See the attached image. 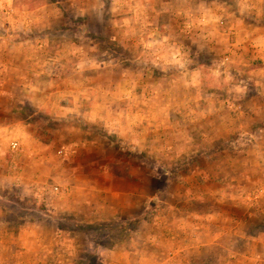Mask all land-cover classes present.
Masks as SVG:
<instances>
[{"label":"clouds","instance_id":"1","mask_svg":"<svg viewBox=\"0 0 264 264\" xmlns=\"http://www.w3.org/2000/svg\"><path fill=\"white\" fill-rule=\"evenodd\" d=\"M236 3L227 11L215 0L195 7L193 0H0V264H48L60 255L52 230L67 226L89 191L76 182L79 173L56 183L75 167L61 147L69 139L124 144L126 154L146 160L150 186L163 173L174 192H204L199 205L215 201L213 212L264 205V81L253 79L257 69L236 46L208 64L191 58L192 44L227 35L225 14L264 15V0ZM164 13L171 26L157 22ZM257 37L264 28L250 31L249 44ZM195 221L203 226L207 217ZM178 227L149 224L144 234L193 245L198 230ZM224 229L198 246L215 245L225 260L264 252L261 233L239 250L227 242L234 222ZM101 255L144 258L134 245ZM231 264L249 262L237 254Z\"/></svg>","mask_w":264,"mask_h":264},{"label":"rangeland","instance_id":"2","mask_svg":"<svg viewBox=\"0 0 264 264\" xmlns=\"http://www.w3.org/2000/svg\"><path fill=\"white\" fill-rule=\"evenodd\" d=\"M195 5L193 4V7ZM15 15L13 13L14 18ZM235 18L226 21L222 19L221 30L224 31L226 24L231 26L237 23L238 26L239 22ZM241 21V28L249 24L245 20ZM157 22L161 25L168 22L171 26L173 18L170 13H164ZM241 39L242 41L238 43L237 41ZM245 39L248 40V37H243V34L242 37H238L236 33H230L229 36L227 33L223 38L216 37L211 43L197 41L196 44L191 45V58L196 63H211L213 59L230 54L227 53L230 46L246 44ZM251 48L252 46L244 45V48L241 47L239 50L236 48L235 51L239 59L257 69L253 73V79L264 81V73L259 71L264 59L255 56ZM197 53H199L198 57ZM241 67L244 65L242 64ZM193 79L198 80L199 74L194 73ZM61 147L66 163L75 165L68 168V171L80 174L75 177L78 184L113 189V191L118 188L122 189V192L120 195L114 192L111 198L105 197L104 205L97 201L96 195H92L89 197L92 201L90 205H85L87 212L80 207L81 213L73 210L69 213V217H62L66 219L67 226L60 225L52 230L58 243L55 247L60 255L50 259L48 264H231L237 254L244 256L249 264H264V252L259 249L254 250L255 255H248L246 252L233 253V257L225 260L221 250L215 245L198 246L204 234L214 239L220 231L225 230L226 224L234 222L235 229L230 230L227 242L239 250L246 249L250 235L259 233L264 235V205L255 210L241 206L239 210L230 209L228 213L213 212L211 207H217L215 201L208 200L203 205H199L207 199L204 192L187 188L183 192L179 189L174 192L173 187L163 178V173H159L161 178L153 181L150 186L149 177L153 173L151 169H145L146 160L126 154L124 144L121 145L120 150L111 143L105 144L102 136L83 143L69 139ZM103 169L107 172L106 175H102ZM63 173L64 180L71 183L70 177ZM225 175L228 173L225 172ZM116 176L122 178V181H118ZM123 177H127V180H123ZM223 178L222 176L221 180ZM59 180L60 178L56 181L57 184L64 183ZM150 191L156 195L148 198ZM123 192L127 193L123 195ZM159 196L161 200L158 199ZM98 210H102L103 213L97 214ZM203 216L207 217V222L201 226L196 223L195 218ZM160 222L178 223L179 227L176 231L180 233L188 232L191 235L190 230H198L195 232L197 239L193 245L186 246L178 243L171 236L164 239L156 232L145 236L144 231L149 224ZM132 245L144 254L143 259L129 255L125 261H116L101 255V250Z\"/></svg>","mask_w":264,"mask_h":264},{"label":"crops","instance_id":"3","mask_svg":"<svg viewBox=\"0 0 264 264\" xmlns=\"http://www.w3.org/2000/svg\"><path fill=\"white\" fill-rule=\"evenodd\" d=\"M215 2H216L217 5L222 6L227 11H235L237 9V7H238V5L236 3V0H215ZM197 3H199V0H193V4H197ZM206 3L210 5V4H212V0H206ZM235 17L234 18L236 20H238V19L239 20H245L249 24L248 25H244V27L241 28V25H240V22H239V25L237 26L236 31H230V29L232 28V25L233 24L231 26H229V25L226 24L224 26L223 30L225 32H226V30L228 31L227 32L228 33V36H229L230 33H236L238 35V37H242V34H243V37H248V40L245 39L246 40V44H244V45L252 46L251 50L253 51V53L255 54V56H258L261 59H264V55H260L259 54V53H264V37H257V38H255V40H253L251 42V44H249L250 31L253 28H255V27L264 28V15H262L259 19H256L255 12H252L250 16L247 13H245L243 16H241L240 13L237 12ZM228 19H233V17H230L227 14H225L223 16V20L226 21ZM235 19H234V21H236ZM241 41H242V39L241 40H238L237 42L240 43ZM244 45L237 44L238 50L241 47L244 48ZM236 51H237V49H236ZM228 55H230V54H228ZM262 64L263 65H260L259 68H264V60H263V63ZM68 170L69 169L66 168V169H64V173L63 172L62 173L67 175V173L69 172ZM62 173L59 174L61 176H59V175L56 176V181H58V179L60 178L59 181L66 182V180H64L65 177L62 175ZM101 173H102V175H106L107 172L103 169V172H101ZM110 177H112V176H110ZM116 178H117L118 181H122V178H120L119 176H116ZM125 179L127 180V177H123V180H125ZM128 180H129V178H128ZM87 187H88L89 191H88V196L86 198V202H84V201L79 202V206L74 207L70 212H72L73 210H75L77 213H81L82 210H81L80 207H82L84 209L83 211L87 212L85 210V205H87V206L90 205V203L92 201L90 200L89 197H91L92 195H96L97 201L100 202L101 205H104L103 204L104 203V200L103 199H105V197L111 198V196L114 195V192L116 193V195H120L121 192H122V189H118V188H116L115 191H113V189H106V188H101V187H95V188H93L92 185H88ZM125 190H123V191H125ZM125 193H127V192H125ZM125 193L123 195H125ZM88 209H90V207H88ZM101 213H103L102 210H98V213L97 214H101ZM52 235H53V231H52ZM56 245H58V243H55V246ZM57 260H59V259H57Z\"/></svg>","mask_w":264,"mask_h":264}]
</instances>
